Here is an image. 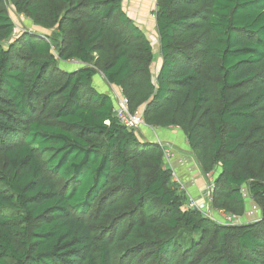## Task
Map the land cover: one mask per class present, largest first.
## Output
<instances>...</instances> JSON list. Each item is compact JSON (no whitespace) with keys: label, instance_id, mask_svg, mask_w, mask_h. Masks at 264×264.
I'll use <instances>...</instances> for the list:
<instances>
[{"label":"trees","instance_id":"trees-1","mask_svg":"<svg viewBox=\"0 0 264 264\" xmlns=\"http://www.w3.org/2000/svg\"><path fill=\"white\" fill-rule=\"evenodd\" d=\"M12 7L46 33L14 39ZM154 17L159 56L123 0H0V264H264V0H157ZM100 73L218 173L213 210L241 219L248 194L261 218L186 210Z\"/></svg>","mask_w":264,"mask_h":264},{"label":"crops","instance_id":"crops-1","mask_svg":"<svg viewBox=\"0 0 264 264\" xmlns=\"http://www.w3.org/2000/svg\"><path fill=\"white\" fill-rule=\"evenodd\" d=\"M147 1L149 2L152 0H123L125 12L142 28L145 34H147L146 29H149L150 33H152L151 31L157 32V26H155L156 22L151 20L154 18V15L152 18H148L149 15L147 12L149 11L147 6L149 3ZM138 13H142V15ZM132 14H134L133 17L131 16ZM159 46L160 44L156 45V49L154 50L156 54L159 53ZM95 81V88L99 92L109 95L108 90H111L112 87L105 81L104 77L98 75ZM100 82H102V86L98 85ZM157 132L159 138L167 145L166 147L172 149V166L186 184L188 190L191 191L192 196L194 195L197 197L199 194L202 195V192L209 184V177L205 176L190 152V147L184 134L179 129L175 128L157 129ZM145 138L150 142L155 140V136L150 138L145 136ZM248 200H246L248 202L246 203L244 220L246 219L248 222L259 220L261 218V211L253 205L252 199Z\"/></svg>","mask_w":264,"mask_h":264},{"label":"built area","instance_id":"built-area-1","mask_svg":"<svg viewBox=\"0 0 264 264\" xmlns=\"http://www.w3.org/2000/svg\"><path fill=\"white\" fill-rule=\"evenodd\" d=\"M27 32V31H26ZM29 32H35L34 30H31ZM17 29H15L14 32V37L16 36ZM69 63L75 64L77 66H82L81 64L75 62V61H70ZM112 87V86H111ZM113 93L112 96L114 97V102H115V107H114V115L118 119L119 123L122 124L123 126L127 127L130 130H139L140 127H145L146 123L144 118L142 117L141 114L139 113H131L129 109V99L122 94L120 90H116L115 88L112 87ZM147 127V126H146ZM162 145L164 148V156H165V162L168 166V168L172 171V179L173 181L177 184V186L180 188V190L187 191V187L184 185V182L179 178L177 172L174 170L172 166V149L168 147H164V144L159 143ZM209 178V184L207 188L202 192V198L208 199L210 201V196L213 194L214 189H215V183H213ZM199 201H195L192 199L190 196L188 206L186 207L188 209H198L199 211L203 212L206 214L208 217L213 219L214 221H217L218 223L221 224H228V225H237L241 224L240 223V218L231 215L225 211H218V210H209V211H204L205 203L199 204ZM201 203V202H200Z\"/></svg>","mask_w":264,"mask_h":264},{"label":"rangeland","instance_id":"rangeland-1","mask_svg":"<svg viewBox=\"0 0 264 264\" xmlns=\"http://www.w3.org/2000/svg\"><path fill=\"white\" fill-rule=\"evenodd\" d=\"M148 2V1H147ZM148 6H147V9L149 12H147V14L149 15L148 18H152V16L154 15L155 13V10H156V5H157V0H152V1H149L148 2ZM9 14L11 16V18L14 20L15 24H16V29H17V33H16V36L14 37V39H16L17 37H19L20 35H22L23 33H26L31 31V30H34L36 32V34H45L46 31L42 30V29H39L37 27H35V25L30 21V20H27L25 19L23 16H18L15 12V9L12 7L10 8L9 10ZM139 15H142V13H138ZM134 14H132L131 16L133 17ZM153 22H156V19L155 17L151 19ZM156 26V25H155ZM146 32H147V35L149 37V39L152 41V43L154 44V46L158 45L159 44V35H158V32L156 31H151L152 33H150V30L149 29H146ZM160 54V46H159V53H158V56ZM161 66H162V58L159 57L157 58V61L155 62V74H158V72L160 71L161 69ZM60 69L62 71H73L75 69H77L79 66L75 65V64H71V63H66V62H63V61H60V65H59ZM100 76H103L101 73H100ZM104 77V76H103ZM96 83V81H95ZM102 82H100L98 85L99 86H102L101 84ZM96 85V84H95ZM109 94L112 96V93H113V90H108ZM113 97V96H112ZM114 99V97H113ZM173 129V128H172ZM139 131L142 132V134L144 136H146L147 138H150V137H153L155 136V140L153 141L154 143H162L164 144V142L159 138L158 136V132L157 130L153 129V131L151 130H148V129H144V127H140ZM157 132V133H156ZM166 145V144H164ZM167 146V145H166ZM172 148V147H171ZM179 176V175H178ZM218 177V173L214 174L213 177H211V181L214 183L216 178ZM180 178V176H179ZM181 179V178H180ZM182 180V179H181ZM206 188V187H205ZM188 189V188H187ZM205 190V189H204ZM189 194V195H188ZM188 196H191L193 200H195L196 202L199 201L201 199V203L199 202V204H202V203H205V200H206V203H205V207H204V211H209V210H212L213 209L211 208V203L212 201H209L208 199H204L202 198V195L199 194L197 197H195L194 195L192 196L191 194V191L188 190V193H187ZM248 194H246L245 196V199L248 200ZM250 199V198H249ZM249 201V200H248ZM246 201V203L248 202ZM203 205V204H202ZM249 208V207H248ZM214 212V211H213ZM251 212V210H250ZM241 224L243 223H246L248 222L246 219L244 220V218L240 219L239 220Z\"/></svg>","mask_w":264,"mask_h":264},{"label":"water","instance_id":"water-1","mask_svg":"<svg viewBox=\"0 0 264 264\" xmlns=\"http://www.w3.org/2000/svg\"><path fill=\"white\" fill-rule=\"evenodd\" d=\"M110 95V94H109ZM111 96V95H110ZM213 194L210 196V201H212L213 200Z\"/></svg>","mask_w":264,"mask_h":264}]
</instances>
